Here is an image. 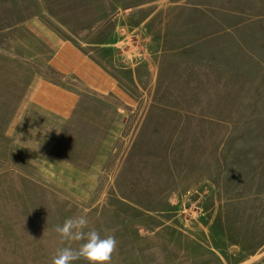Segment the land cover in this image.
Segmentation results:
<instances>
[{
    "label": "rangeland",
    "instance_id": "1",
    "mask_svg": "<svg viewBox=\"0 0 264 264\" xmlns=\"http://www.w3.org/2000/svg\"><path fill=\"white\" fill-rule=\"evenodd\" d=\"M258 14L264 0H0V264H52L84 242L54 229L85 214L116 238L111 264H264V67L199 41ZM66 42L116 89L57 70ZM41 81L75 93L70 114L32 100Z\"/></svg>",
    "mask_w": 264,
    "mask_h": 264
},
{
    "label": "crops",
    "instance_id": "2",
    "mask_svg": "<svg viewBox=\"0 0 264 264\" xmlns=\"http://www.w3.org/2000/svg\"><path fill=\"white\" fill-rule=\"evenodd\" d=\"M245 16V15H244ZM240 17L243 23L236 25L234 28H229L224 31L216 32L214 34L206 35L199 39V41H207L211 39H224L214 42L215 47L221 48L225 55L228 67L245 68L246 54H250L253 58L251 63L255 68L264 67L258 54H264V14L254 16L256 29L248 33L246 30L247 17ZM199 20H215V15L202 14ZM217 37V38H215ZM232 54L234 56L232 57ZM254 54V55H253ZM243 63V64H241ZM53 66L59 70L63 75H78L82 83L89 87L106 93L110 90H115V85L111 82L104 72V69L93 65L82 53H80L72 44L64 43L59 49L58 54L54 58ZM123 93V92H122ZM32 100L46 109H50L60 115L70 114L77 97L74 92L61 88L49 81H41L35 87L32 93Z\"/></svg>",
    "mask_w": 264,
    "mask_h": 264
},
{
    "label": "clouds",
    "instance_id": "3",
    "mask_svg": "<svg viewBox=\"0 0 264 264\" xmlns=\"http://www.w3.org/2000/svg\"><path fill=\"white\" fill-rule=\"evenodd\" d=\"M89 226L85 215H76L67 218L62 226H56L54 231L59 235L61 242L84 241L78 248L71 246L58 248L52 259V264H73L74 261L85 260L88 264H111L117 241L114 235L106 234L103 238L100 233Z\"/></svg>",
    "mask_w": 264,
    "mask_h": 264
}]
</instances>
